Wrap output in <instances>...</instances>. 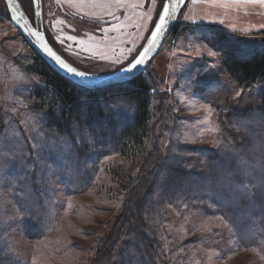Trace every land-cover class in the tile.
<instances>
[{
    "label": "rangeland",
    "instance_id": "rangeland-1",
    "mask_svg": "<svg viewBox=\"0 0 264 264\" xmlns=\"http://www.w3.org/2000/svg\"><path fill=\"white\" fill-rule=\"evenodd\" d=\"M18 1L23 10L33 16L32 1ZM158 5L159 0L156 5L152 0H123L121 4L115 0H42L44 31L53 47L70 63L85 71L104 73L117 69V60L124 62L131 58L129 50H132L131 55L136 54L157 14ZM174 26L149 62L161 80L155 93L165 95L170 107L171 132L164 133L165 143L173 146L175 158H192L191 164L188 160L183 165L194 169L203 165V158L209 156L210 148H216L219 139L233 145L252 142L248 149L240 148L241 145L239 149L235 146V152L229 151L230 159L243 164L239 170L241 175L248 177L251 165L264 163V155L258 150L264 146L263 133L257 130L261 123L264 125V114L258 115L263 84L241 88L230 79L222 62L225 52L232 47L224 39L234 40L243 49L264 43V4L248 0H187ZM69 36H75L76 40H69ZM35 52L10 20L4 0H0V104L26 129L30 125L26 120L27 109L35 103L25 97L24 91L38 82L26 67L31 63L27 59L33 58ZM209 52L216 55L209 56ZM113 106L119 107V104ZM244 114L250 115L249 118L241 119ZM79 141L82 144V140ZM98 142L102 147L106 143L103 139ZM183 146L189 151H180ZM72 158L74 161L75 157ZM144 158L123 160L114 150L90 157L94 164L93 178L86 189L78 192L65 191L60 181L51 175L55 191L54 223L44 234L33 238L26 233H39L41 229L25 231L22 227L10 188L13 183L8 185L10 176L5 174L0 180L4 201L1 208L6 212V237L11 251L25 258L28 264H95L100 251L98 240H104L126 220V181L143 164ZM87 169L86 166L80 170L81 180ZM15 174L20 175L18 169L11 177ZM228 177L226 174L215 188L216 192L230 190V187L239 189ZM184 178L180 175L169 189L159 192L156 183L154 192L159 195H148L140 207H132L133 213L140 210L142 220L152 226L154 236L146 231L148 236H153L149 242L169 264H264L261 251L237 244L232 223L215 203L221 198H216L213 192L204 193L211 198L200 201L191 199L174 205L166 201L171 190L195 196L200 191L198 187L210 183L207 172L199 180L192 178L188 182ZM262 179H255L254 183L264 187ZM187 188L191 191L187 192ZM20 196L29 203L30 214H34L37 197L30 183ZM156 201L159 204H154ZM160 201L164 202L166 220L163 230L156 234L155 213L160 209ZM235 202L227 199L222 204L233 206ZM262 208L264 205L249 206L245 213L238 211L241 214L235 217V225L249 218L253 209ZM252 230L253 226L245 227L239 235L251 234ZM128 240L137 245L139 253L143 252L134 235H124L117 250L124 248ZM154 255L155 264H164L165 261L156 260ZM143 262L153 264L146 256Z\"/></svg>",
    "mask_w": 264,
    "mask_h": 264
},
{
    "label": "trees",
    "instance_id": "trees-1",
    "mask_svg": "<svg viewBox=\"0 0 264 264\" xmlns=\"http://www.w3.org/2000/svg\"><path fill=\"white\" fill-rule=\"evenodd\" d=\"M26 13L33 21L32 14L28 11ZM224 41L232 47L225 52L222 62L223 70L230 79L241 88L263 84L258 110V115L262 116L264 114V43L243 49L228 37H225ZM27 61L31 62L26 67L27 71L38 82L32 89L25 90L24 94L35 104L30 108L27 107L26 120L30 123L28 129L13 113L0 104V141L2 142L0 153L3 155H0V180L5 174L10 176L8 185L13 183L10 188L24 230L41 229L39 233H26L28 237L41 236L54 223L55 191L50 176L53 175L60 181L67 192L84 190L91 182L94 172V164L89 158L114 150L123 160L134 161L141 156L145 158L143 164L126 181V220L117 225L104 240H98L100 251L95 264H145L144 256L155 264L152 260L154 254L156 260L169 264V260L149 242L155 235L152 226L142 220L140 210L137 214L133 213L132 207H140L148 195H159L157 192L160 190L169 189V185L180 175L185 177L184 181L189 182L192 178L195 180L204 178L206 172L209 173L210 183L208 186L198 187L202 193L199 191L197 195L190 196L189 193L181 194L175 189L176 191L169 192L170 197L166 201L173 205L186 203L191 199L200 201L211 198L204 193L213 192L216 198H221L216 199L215 203L232 223L237 244L241 247H255L264 255V209L258 211L253 209L249 218H244L238 225L234 223L235 217L241 214L238 211L243 210L245 213L249 206L258 208L264 205V187L254 183L255 179L263 180L264 163L251 165L248 177H244L239 172L243 164L234 158L230 159L229 155L241 145L240 148L248 149L252 142L246 145H233L227 140L219 139L216 148L208 150L209 156L203 158L202 166L194 169L185 167L183 165L186 164L185 161L190 160L188 164H191L193 159L175 158L172 154L173 146L165 143L164 133L169 130L171 132L170 107L167 106L168 98L165 95L155 93L161 80L154 68L150 67V63L145 67V72L142 71L130 80L88 89L58 73L36 52L33 58H28ZM24 64L26 65V62ZM117 103L119 107H114L113 105ZM249 116L244 114L240 118L248 119ZM257 130L263 133L264 138L262 123ZM102 139L106 142L103 147L98 142ZM79 140H82V144ZM250 141L251 139L248 142ZM180 151L184 153L189 150L183 146ZM72 157H75L74 161ZM169 157L172 159L170 160ZM18 166L21 168L19 169ZM86 166L88 169L85 171V178L81 180L78 174ZM57 167L60 172L53 171L58 169ZM16 169L19 170L20 175L15 174L11 177V173ZM226 174L229 175L228 180L239 189L230 187V190L216 192L215 188L223 181ZM28 183L31 184L33 194L37 197V209L34 214H30L29 203L20 196L24 194V187ZM155 186L157 192H154ZM190 191L191 188H187V192ZM2 198L0 192V264H28L25 258L10 249L6 237V212L1 208L4 205ZM227 199L236 201L235 205L224 207L222 201ZM154 204L159 203L156 201ZM163 207L164 202L160 201V209L155 213L156 234L163 230V223L166 220ZM248 226H253L251 234L240 236L241 231ZM146 231L153 236H148ZM124 235H134L137 242L142 245L143 252L139 253L137 245L130 240L118 251L117 245ZM134 252L138 253L137 256Z\"/></svg>",
    "mask_w": 264,
    "mask_h": 264
},
{
    "label": "water",
    "instance_id": "water-1",
    "mask_svg": "<svg viewBox=\"0 0 264 264\" xmlns=\"http://www.w3.org/2000/svg\"><path fill=\"white\" fill-rule=\"evenodd\" d=\"M32 1V6H33V21L30 20L29 16L27 13L23 10L21 7L20 3L18 0H14V6H15V11L12 10L8 6V0H4L5 5L7 7L8 13H9V18L13 22V24L16 26V28L19 30V32L22 34L26 42H28L34 50L58 73L61 75L65 76L66 78L70 79L72 82L83 86L88 89H94V88H99L103 86H107L110 84H115V83H120L124 82L127 80H130L137 75H139L145 67L149 64L151 59L154 57V55L158 52L159 48L161 47L164 39L167 37L169 34L170 30L174 26L180 11L182 8L185 6V3L187 0H183V2L180 4L179 9L176 11L174 18L170 19L168 22V26L164 29V32L162 35L157 37V42L152 46L151 52L148 53V56L146 57V62L145 64L138 66V68L131 74H128L125 76L124 74L116 71V69L104 73H93L89 71H85L72 63H70L67 59H65L54 47L53 45L49 42V40L46 37L45 31H44V26H43V17H42V0H31ZM17 17V19H13L12 17ZM158 17L156 16L155 20L156 21ZM27 29H32L34 31H39L43 37H44V42H46L58 55L62 57L67 63H69L71 66L76 67L78 71L86 73L85 76L80 77L76 76L70 73H67L66 70H63L60 66L57 65V63L47 55L46 52L40 47V41L37 40V38L33 35H31L30 32L27 31ZM154 30V23L149 30L146 38L144 39L143 43L141 44L140 48L136 52L135 55H138L139 51L143 50V47H146L148 44V41L151 39V31Z\"/></svg>",
    "mask_w": 264,
    "mask_h": 264
},
{
    "label": "snow or ice",
    "instance_id": "snow-or-ice-1",
    "mask_svg": "<svg viewBox=\"0 0 264 264\" xmlns=\"http://www.w3.org/2000/svg\"><path fill=\"white\" fill-rule=\"evenodd\" d=\"M115 2L117 4H121L123 3V0H115ZM182 2L183 0H159V10L157 11L158 19L153 22L154 30L151 31V39L148 41L147 46L143 47V50L139 51L138 55H131L132 50H129L131 58L125 60L124 62H120L119 60H117L116 63L118 64V67L116 71L127 76L128 74L133 73L138 68V66L145 64L148 53L151 52L152 46L157 42V37L163 34L164 29L168 26L169 20L174 18L175 13L179 9V6ZM248 2L264 4V0H248ZM156 3L157 0H152L153 5H156ZM8 6L12 8L13 11L16 10L14 6V0H8ZM136 6L138 7L139 5ZM108 14L111 15V13ZM12 18L17 19V17L15 16ZM27 31L40 41V47L44 50V52H46L47 55L57 63L58 66H60L63 70H66L67 73L80 77L86 75V73L78 71L76 67L71 66L64 59H62L60 55H58L46 42H44V37L39 31H34L32 29H27ZM68 39L75 41L76 37L69 36ZM61 43H63L62 40ZM81 43L83 42L81 41ZM208 55L214 56L216 55V53L209 52ZM17 78L23 79V76H18ZM258 150L261 151L262 155H264V146H260ZM242 163L244 162L242 161ZM244 188L246 189L247 186L245 185Z\"/></svg>",
    "mask_w": 264,
    "mask_h": 264
},
{
    "label": "bare ground",
    "instance_id": "bare-ground-1",
    "mask_svg": "<svg viewBox=\"0 0 264 264\" xmlns=\"http://www.w3.org/2000/svg\"><path fill=\"white\" fill-rule=\"evenodd\" d=\"M153 25V24H152ZM152 25H151V27H152ZM151 27L149 28V30L151 29ZM149 32V31H148ZM148 32H147V34H148ZM147 34H146V36H147ZM146 36L144 37V39L146 38ZM144 39H143V41H144ZM143 43V42H142ZM141 46V45H140ZM140 48V47H139Z\"/></svg>",
    "mask_w": 264,
    "mask_h": 264
}]
</instances>
